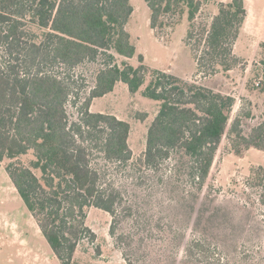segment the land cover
Wrapping results in <instances>:
<instances>
[{"label": "trees", "instance_id": "1", "mask_svg": "<svg viewBox=\"0 0 264 264\" xmlns=\"http://www.w3.org/2000/svg\"><path fill=\"white\" fill-rule=\"evenodd\" d=\"M145 2L157 36L168 26L167 16L187 10V43L197 75L229 72L241 63L235 46L248 17L245 0L220 2L201 27L195 20L203 0ZM133 12L132 0H0V160H11L7 173L61 264H73L82 240L96 239L86 224L89 208L110 214V233L125 261L137 264L157 240H166L164 232L175 229L168 212L192 208L190 203L212 188V168L235 98L151 69L143 55L138 66L128 62L137 54L127 30ZM98 60L94 85L80 84L85 78L76 68ZM148 73L152 78L144 94L160 104L145 151L134 159L130 123L91 112L90 106L118 82L136 93ZM70 105L78 111L75 119ZM240 126L237 117L235 154L264 151V121L247 135ZM30 150L35 159L28 166L19 157ZM252 179L264 190L263 168L254 169ZM177 190L183 194L175 206L167 194ZM204 197L211 198V192ZM205 241L193 239L189 250L194 253Z\"/></svg>", "mask_w": 264, "mask_h": 264}, {"label": "rangeland", "instance_id": "2", "mask_svg": "<svg viewBox=\"0 0 264 264\" xmlns=\"http://www.w3.org/2000/svg\"><path fill=\"white\" fill-rule=\"evenodd\" d=\"M222 1L203 0L195 24L201 27L210 22ZM251 2V17L261 21L259 29L254 30L253 25L252 29L247 27L241 32L235 50L241 63L229 72L197 75L196 59L187 43L191 25L187 10L182 16H167L168 26L159 29L160 36H157L151 29V11L145 0H132L134 12L127 30L137 54L128 62L138 66L139 55H143L145 64L151 69L172 71L181 78L235 98L229 125L212 168L209 182L212 188H206L197 202L192 201V208L184 205L168 212L166 218L175 229L172 233L164 232L166 240H157L137 264H264V190L252 185L253 170L264 169V151L250 148L240 157L232 146V139L236 138L232 124L237 117L241 119L240 129L245 135L264 121V0H249V5ZM122 61L119 58V62ZM99 62H87L76 68L75 74L85 78V81L80 79V84L89 88L94 85ZM151 78L148 73L136 93H131L125 83H117L114 90L106 98L97 100L94 106L96 113L100 110L108 114L120 112L130 123L129 143L136 154L134 159L145 151L148 128L159 109L160 102L144 94ZM85 92L82 91V97ZM68 110L72 119L78 117L75 107L70 105ZM34 159L32 150L19 157L28 166ZM10 161L0 160V264H61L7 173ZM122 179L126 181L124 176ZM208 192L211 198L204 197ZM182 194L177 190L167 195H173L175 201L171 203L176 206ZM86 224L94 231L96 239L80 242L73 264H127L110 233L109 213L91 207L87 210ZM122 227L125 230L127 225ZM197 238L207 241L200 243L204 247H195L193 253L189 250L191 241Z\"/></svg>", "mask_w": 264, "mask_h": 264}, {"label": "crops", "instance_id": "3", "mask_svg": "<svg viewBox=\"0 0 264 264\" xmlns=\"http://www.w3.org/2000/svg\"><path fill=\"white\" fill-rule=\"evenodd\" d=\"M223 1H226V0H223ZM222 1V2H223ZM246 1V3L248 4L247 5V8H248V17H247V19H246V22H245V25H244V27H243V29H242V31L244 30V32L247 30L246 28L248 27L249 29H252V26L254 25V30H256V29H259V27H260V21L261 20H259V22H258V20H257V18H252L251 16L253 15V2H251L250 3V5H249V0H245ZM254 14H255V12H254ZM251 21H253V22H251ZM251 30H249L248 32H250ZM241 35H242V33L240 34V37H239V39H238V41H237V43H236V46H235V50H237V45L239 44V42H240V40H241ZM167 71V70H166ZM168 72H172V71H169L168 70ZM172 74H175V73H173L172 72ZM176 75V74H175ZM179 76V75H178ZM183 77V76H182ZM185 77V76H184ZM187 78V77H186ZM118 83H120V82H118ZM117 85V84H116ZM109 94V93H108ZM108 94H106V95H104L103 97H100V98H96V99H94L93 100V102H92V104H91V106H90V110H91V112H95L94 111V106L96 105V102H97V100H99V99H104V98H106L107 96H108ZM157 111L158 110H156V112H155V116H156V114H157ZM100 113H108V112H104V110H100L99 111ZM96 113V112H95ZM109 114H114V115H116L118 118H120V119H122V120H124V118H123V116H122V114L120 113V112H117V111H115V112H111V113H109ZM131 133V132H130ZM145 150V149H144ZM134 156H136V154H134Z\"/></svg>", "mask_w": 264, "mask_h": 264}]
</instances>
